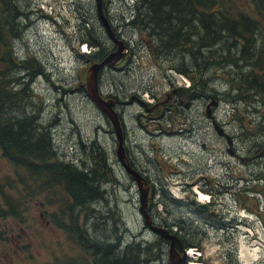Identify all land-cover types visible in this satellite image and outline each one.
<instances>
[{"label":"rangeland","instance_id":"1","mask_svg":"<svg viewBox=\"0 0 264 264\" xmlns=\"http://www.w3.org/2000/svg\"><path fill=\"white\" fill-rule=\"evenodd\" d=\"M126 3L131 4V0H107L104 8L116 38L124 42L126 50H121L125 53L122 61L105 63L98 69L96 85L102 97L113 101L112 97L116 96L119 101H125L119 106L113 103V109L121 117L126 161L140 175L146 176L153 189L163 190L162 204L157 202L160 200L157 194L150 200L151 209L158 213L152 217L156 225L151 224L173 226L172 216H177V225L188 230L185 233L187 240L197 245L182 252L185 264H264L261 222L264 178L257 179L258 190L249 193V186L254 182L251 181L252 173L264 174V165L258 170L254 161L244 166L240 159L246 158L251 146L264 135L260 127L264 106L258 102L250 106L240 101L236 102L238 111H232L233 101L225 98L230 80L226 70L233 73L235 69L228 67L206 71L212 92L197 96L181 92L180 104L156 105L150 111L152 105L167 101L171 87H185L188 79L168 68V59L156 63L151 58L145 37L130 26L129 11L132 8ZM235 4L241 10L248 9V4L244 5L241 0ZM25 12L26 16L22 18L25 28L12 45L16 57H31L30 67L39 73L29 84L31 97L27 111L36 112L39 122L49 126L57 154L63 159L77 162L86 158L88 155L81 144L85 147L95 143L105 151L111 168L110 182L116 183L104 185L108 193L93 206L103 215L111 210L112 216L120 219L115 233L120 236L121 247L131 241L156 240L158 236L142 223L137 210L134 181L115 157L117 141L111 124L88 99L84 89V73L92 60L82 54L91 56L103 49L106 56L115 45L96 18L93 0H31ZM121 13H125V18ZM82 26L99 36L98 46H86L85 52L78 43ZM96 67H91V86ZM16 75L23 76L24 71ZM133 94L145 105L133 99ZM209 95L216 104L208 106L211 110L206 116L204 105ZM187 101L188 105H183ZM212 115L215 124H221L230 136L235 134L231 148L235 155L228 154L226 146H230L226 139L219 137L224 136L223 129L222 135H218L208 123ZM119 151L122 159L121 147ZM260 162L264 163V159ZM11 168L0 156V183L4 179H9L5 183L11 179L16 181L17 193L12 200L22 201L20 208L24 218L22 222L12 221L10 217L0 221L1 232L8 236L7 242L0 240V264H41L55 258L63 261L73 257L75 249L44 213L45 207L41 203L45 201V195H29L22 188L29 183L24 182L26 175L14 173ZM228 170L236 175L235 180ZM211 182L220 184L213 186ZM6 192L13 196L12 190ZM148 196L151 199V188ZM190 198L207 204L203 213L192 208ZM164 207H168L169 218L162 212ZM232 223H235L233 227ZM210 225L215 227L210 229ZM106 227L105 231L100 228L94 232L91 227L88 231L95 238L106 233V237L113 238L108 221ZM165 233L163 230L162 234ZM161 251L149 264H166L167 247L162 245ZM187 252H191L189 256ZM5 253L7 257L4 258ZM176 259L174 257L173 261Z\"/></svg>","mask_w":264,"mask_h":264},{"label":"trees","instance_id":"2","mask_svg":"<svg viewBox=\"0 0 264 264\" xmlns=\"http://www.w3.org/2000/svg\"><path fill=\"white\" fill-rule=\"evenodd\" d=\"M237 1L240 0H131V4L126 3L132 8L129 11L130 26L137 28L145 37L151 58L156 63L168 59V68L188 79L187 86L180 87L183 94L190 92L192 96H197L212 92V88L208 87L209 77L205 76L209 68L214 71L228 67L235 69L233 73L226 70L230 80L225 98L233 101V112L238 111L236 102L240 101L250 106L254 102L264 106V0H241L244 5L248 4V9L243 10L236 6ZM102 3L106 6L107 0ZM30 4L31 0H0V156L14 168H11L14 173L26 175L24 182L29 183L22 188L29 195H45V201L41 203L45 207L44 213L75 249L71 258L63 261L55 258L41 264H149L162 252L161 246L167 247L169 241L155 234L158 238L154 241H131L121 247L120 236L115 233L120 219L112 216L111 210L103 215L93 206L108 193L104 185L116 183L110 182L111 168L105 151L95 143L85 147L81 144L83 152L88 155L86 158L77 162L63 159L57 154L49 126L39 122L36 112L27 111L31 97L29 84L39 73L30 67L31 57H16L12 42L21 36L25 28L22 18L26 16L25 10ZM121 14L125 18V13ZM78 34V43L98 46L99 36L90 29L82 26ZM105 53L103 49H98L91 56L82 55L97 62ZM21 71H24L23 76L16 75ZM213 96L217 98L215 94ZM213 96H208L204 106ZM261 125H264V119ZM263 136L251 146L244 166L254 161L253 165L258 170L262 169L263 163L260 167L256 164L258 157L255 150L258 144L261 147L264 145ZM245 162L248 164L245 165ZM228 172L235 180L233 171ZM263 175L252 173L251 181L254 182L249 186V193L258 190L259 185L255 181L264 178ZM142 177L151 188L149 200L157 194L160 197L157 202L162 204L163 190L153 189L146 176ZM7 180L0 183V221L10 217L12 221L22 222V201L12 200L17 193L16 181L11 179L5 183ZM8 189L13 191V196L6 192ZM189 204L196 210L190 201ZM163 209L165 213L166 207ZM167 215H170L169 211ZM176 217L172 218L173 226L168 225L163 217L166 223L163 228L174 236V247L181 253L195 243L187 240L185 233L188 230L184 231L177 225ZM107 221L113 238L106 237L107 233L98 239L90 235L88 228L91 227L94 232L100 228L105 231ZM261 222L264 227V215ZM0 240L8 241L7 233L1 232V229ZM185 263L183 260L180 262Z\"/></svg>","mask_w":264,"mask_h":264},{"label":"water","instance_id":"3","mask_svg":"<svg viewBox=\"0 0 264 264\" xmlns=\"http://www.w3.org/2000/svg\"><path fill=\"white\" fill-rule=\"evenodd\" d=\"M94 2V11L96 18L98 19L104 33L114 42L115 45H119L116 49L118 50L117 53L114 54L113 50L110 51L106 56H104L100 61L98 62H92L87 68L85 73H88V83H89V89L88 85L86 84V78L84 77V89L86 92V95L88 99L100 110V112L105 116V118L108 119L109 123L111 124L113 133L115 135L117 145L115 148V155L116 159L118 162L123 166L124 171L128 174V176L133 179L134 184L136 186L137 190V195H138V212L140 213L142 217L143 224L145 226H148V229L153 232L154 234H157L158 236L167 239L169 241L168 246H167V262L166 264H180V262L183 259V254L182 252H178L175 247H174V242L176 239L172 234H169L165 228L160 227V226H154L151 224V219L146 215V206H147V194L149 191V187L146 184L145 179L140 175L135 169H133L126 161V158L124 157V148L122 146V135H121V129H120V122L118 119V114L114 111L113 109V101L109 98H104L101 96L100 92L98 91L97 85H96V74L98 69L105 65V63H113L114 61L122 59L126 50V45L121 39H117L115 36V33L113 29L111 28L110 22L107 20L106 16L103 13V3L102 0H93ZM114 45V47H115ZM111 58L110 60L107 59ZM96 65V69L94 70L93 74V84L91 86V67ZM99 104H98V102ZM108 103V106L106 105ZM215 105L216 101L213 99V97L210 98L209 103L206 105V111L205 115L209 116V110L208 106L209 105ZM213 129L215 130L216 134L222 135V130L220 128H217L215 126V123L213 122L212 124ZM226 136V141L227 145H231V139L229 136L226 134H223ZM121 147L123 157L122 159L120 158V154H118V149ZM229 148V147H228ZM227 148V149H228ZM140 180V183L138 184V181ZM139 187V188H138ZM141 187V189H140ZM144 197V200H143ZM192 202L195 203V206L198 210L203 211L206 209L207 205L206 203L203 202H197L195 199H192ZM146 226V227H147ZM163 230L166 232L165 234L163 233ZM176 257V261H173V258Z\"/></svg>","mask_w":264,"mask_h":264},{"label":"flooded vegetation","instance_id":"4","mask_svg":"<svg viewBox=\"0 0 264 264\" xmlns=\"http://www.w3.org/2000/svg\"><path fill=\"white\" fill-rule=\"evenodd\" d=\"M104 8H105V5L103 4V12H104ZM121 60V59H120ZM122 61V60H121ZM113 68H115V66L113 67ZM117 68V67H116ZM134 95V94H133ZM132 96V95H131ZM129 97L130 99L132 98V97ZM135 97H133V99H136L137 101H140L139 99H137L138 97L136 96V95H134ZM166 96H168V99H167V101H165V102H167V105H165L164 103L165 102H163V103H161V104H154V105H152L151 106V108H150V111H152L155 107H156V105H159V106H162V107H164V106H176L177 104H180V98H181V90H180V88H175V87H171V91L169 92V93H167V95ZM113 98V103H114V105L115 106H119V105H121L122 103H125V101H119L118 99H117V97L116 96H113L112 97ZM143 105H145V103H143L142 101H140ZM188 102L189 101H187V103H183V105H185V106H187L188 105ZM212 107V106H211ZM208 108V110H209V112H210V108L209 107H207ZM207 109H206V106H205V111H206ZM263 114V113H262ZM118 116H119V114H118ZM263 117H262V119H264V114L262 115ZM119 118H120V123H121V117L119 116ZM206 118V117H205ZM207 119V118H206ZM213 119H214V117H213V115L211 116V117H209L208 118V123H210V125H211V127H212V123H213ZM212 120V121H211ZM261 123V122H260ZM121 125H122V123H121ZM215 126L217 127V128H220V129H223V131H224V133L226 134V135H228V136H230L226 131H225V129H224V127L221 125V124H218V123H216L215 124ZM261 127V132L263 133V128H264V125H261L260 126ZM122 130H123V128H122ZM219 137H223V139H226V136H219ZM230 138H231V145H230V147L227 149V146H226V150H227V152H228V154L230 153V154H232V155H235L234 154V151H233V149L231 150V148H232V144H233V138L235 139V134H234V137L233 136H230ZM125 149V148H124ZM233 151V152H232ZM124 152H125V150H124ZM126 153V152H125ZM127 155L125 154V157H126ZM255 156L256 157H258V159H256L255 161H256V164L260 167V165H261V162H260V159L264 156V145L261 147L260 146V144H258V146H257V148H256V150H255ZM127 159H128V157H127ZM241 160H243V162L245 161V159H247V157L246 158H240ZM128 163V162H127ZM129 164V163H128ZM245 165H247L248 163L247 162H245L244 163ZM264 164V163H263ZM130 165V164H129ZM191 203H193L192 202V198H190V200H189ZM193 205H194V207L196 208V206H195V203H193ZM146 215L148 216V217H150V219H151V223L152 224H154L153 222H152V217H154L155 216V214H158L157 212H155V211H153L152 209H151V202H150V200H149V196H147V206H146ZM167 212V211H166ZM166 212H165V214H166ZM200 212H203V211H200ZM161 224V223H160ZM154 225H156V224H154ZM161 227H163V226H165L166 227V225H164L163 224V226H162V224L160 225ZM212 226H214L215 227V225H210L209 226V228L211 229L212 228ZM164 227V228H165Z\"/></svg>","mask_w":264,"mask_h":264},{"label":"bare ground","instance_id":"5","mask_svg":"<svg viewBox=\"0 0 264 264\" xmlns=\"http://www.w3.org/2000/svg\"><path fill=\"white\" fill-rule=\"evenodd\" d=\"M28 13V12H27ZM119 46V45H118ZM117 45H115V47H114V50H113V52H114V54L115 53H117V47H118ZM15 51V50H14ZM39 60V59H38ZM84 77L86 78V84L88 85V89H89V83H88V73H84ZM98 102V101H97ZM98 104H99V102H98ZM118 151H119V149H118ZM118 154H119V152H118ZM138 181V184L140 183V180H137ZM139 188V187H138ZM140 189H141V187H140ZM166 209H168V207L166 208ZM170 209V208H169ZM172 210V209H171ZM174 215H175V213H174ZM173 217V216H172ZM174 219V218H173ZM193 220V219H192ZM196 220V219H195ZM175 221V220H174ZM177 221V220H176ZM191 252H187L186 253V255L187 256H189V254H190Z\"/></svg>","mask_w":264,"mask_h":264}]
</instances>
